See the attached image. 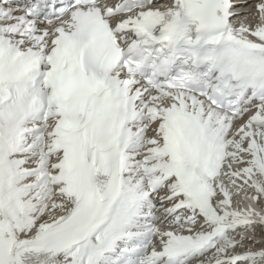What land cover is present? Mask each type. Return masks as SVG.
Instances as JSON below:
<instances>
[{
  "label": "snow or ice",
  "instance_id": "snow-or-ice-1",
  "mask_svg": "<svg viewBox=\"0 0 264 264\" xmlns=\"http://www.w3.org/2000/svg\"><path fill=\"white\" fill-rule=\"evenodd\" d=\"M0 264H264V0H0Z\"/></svg>",
  "mask_w": 264,
  "mask_h": 264
}]
</instances>
